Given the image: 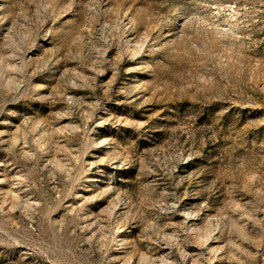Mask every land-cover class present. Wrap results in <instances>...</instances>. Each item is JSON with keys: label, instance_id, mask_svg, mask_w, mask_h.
I'll return each instance as SVG.
<instances>
[{"label": "rangeland", "instance_id": "obj_1", "mask_svg": "<svg viewBox=\"0 0 264 264\" xmlns=\"http://www.w3.org/2000/svg\"><path fill=\"white\" fill-rule=\"evenodd\" d=\"M0 264H264V0H0Z\"/></svg>", "mask_w": 264, "mask_h": 264}]
</instances>
